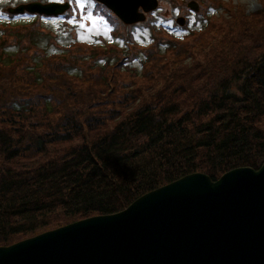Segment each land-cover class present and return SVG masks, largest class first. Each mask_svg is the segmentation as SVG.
Instances as JSON below:
<instances>
[{"label":"rangeland","instance_id":"1","mask_svg":"<svg viewBox=\"0 0 264 264\" xmlns=\"http://www.w3.org/2000/svg\"><path fill=\"white\" fill-rule=\"evenodd\" d=\"M34 1L70 7L57 16L7 13ZM145 19L123 24L93 0H0L2 137L14 145L55 125L66 131L71 116L89 140L139 105L190 113L264 56V0H158ZM18 103L34 106L17 117Z\"/></svg>","mask_w":264,"mask_h":264},{"label":"trees","instance_id":"2","mask_svg":"<svg viewBox=\"0 0 264 264\" xmlns=\"http://www.w3.org/2000/svg\"><path fill=\"white\" fill-rule=\"evenodd\" d=\"M44 102L43 110L50 107ZM33 106L18 103L15 115ZM68 117L66 131L55 125L49 135L26 134L24 145L0 132V246L122 212L187 174L216 181L235 168L257 170L264 163V56L190 113L139 105L110 132L89 140Z\"/></svg>","mask_w":264,"mask_h":264},{"label":"water","instance_id":"3","mask_svg":"<svg viewBox=\"0 0 264 264\" xmlns=\"http://www.w3.org/2000/svg\"><path fill=\"white\" fill-rule=\"evenodd\" d=\"M94 1L126 25L144 22L158 5ZM187 6L198 11L194 2ZM69 7L34 1L7 13L57 16ZM176 22L180 26L184 19ZM121 211L0 246V264H264V163L257 170L232 169L216 181L187 174Z\"/></svg>","mask_w":264,"mask_h":264},{"label":"snow or ice","instance_id":"4","mask_svg":"<svg viewBox=\"0 0 264 264\" xmlns=\"http://www.w3.org/2000/svg\"><path fill=\"white\" fill-rule=\"evenodd\" d=\"M81 27H82V25H81Z\"/></svg>","mask_w":264,"mask_h":264}]
</instances>
